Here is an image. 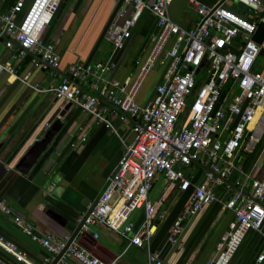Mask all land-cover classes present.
Masks as SVG:
<instances>
[{"label": "built area", "instance_id": "obj_1", "mask_svg": "<svg viewBox=\"0 0 264 264\" xmlns=\"http://www.w3.org/2000/svg\"><path fill=\"white\" fill-rule=\"evenodd\" d=\"M58 1L31 0L24 7L23 0H15L0 14V40L11 51L12 60L17 62L33 54V67L58 66L54 43L41 38ZM171 1L121 0L115 17L107 24L104 38L113 53L123 47L144 10L154 19L155 32L148 51L142 60H135L137 70L127 85L108 78L113 67L111 56L67 64L58 83L47 89L29 83L28 75L16 74L13 64L0 61V75H14L35 91H49L62 104L79 108L114 132L107 104L115 115L120 113L119 120L132 119L131 140L123 144L113 173L107 176L106 186L78 233L101 225L127 245L146 249L155 220L161 217L148 198L152 180L160 174L180 190L191 187L182 211L170 225V243L180 234L183 220L205 205L217 201L231 211L232 218L216 244L215 255L203 263L227 264L247 230L260 233L264 239V173L255 178L243 174V180L232 181L243 190L249 179V196L225 182L237 156L251 153L264 142V64L260 70L251 71L257 55L264 53V36L258 44L251 40L257 26L264 25V4L261 0H213L211 4L189 0L196 18L192 27L184 28L168 15ZM235 3L243 7L242 16L225 7ZM158 69L152 95L144 104L136 103L144 80ZM48 75L53 76V72ZM196 167H202L201 176L192 183ZM218 189L222 190L220 196L216 194ZM136 210L142 212L137 226L132 217ZM0 211L12 215L13 224L46 253L38 263H32L0 235V249L21 264H50L57 255L53 264H121L120 255L106 263L89 254L75 238L66 244L67 236L38 230L3 201ZM92 236L97 238V233ZM146 258L148 264H164L147 249ZM263 258L264 241L255 261Z\"/></svg>", "mask_w": 264, "mask_h": 264}, {"label": "crops", "instance_id": "obj_2", "mask_svg": "<svg viewBox=\"0 0 264 264\" xmlns=\"http://www.w3.org/2000/svg\"><path fill=\"white\" fill-rule=\"evenodd\" d=\"M30 1L23 0L24 7ZM188 1L172 0L168 5L169 17L184 28L192 27L196 18ZM196 1L204 4L213 2ZM14 2L15 0H0V14L5 13ZM120 4L121 0L58 1L51 21L41 31V38L53 42L59 54L56 70L33 67L30 63V56L33 54L15 62L10 57L11 51L3 47L1 40L0 61L13 64L16 74L28 75L27 81L35 83L39 89H47L58 83L59 75L63 74L67 64L94 62L99 59L98 53H101L100 57L104 54L105 56L100 59L111 56L113 62V67L107 74L108 78L127 85L137 70L135 60H142L148 51L149 45L140 58L134 59L142 38L154 26V19L144 10L123 47L112 53L110 43L104 38V31L109 21L115 17ZM186 6H190L193 16L183 17ZM102 42H108L109 49H104ZM49 71L53 72L51 77L54 78V83L48 78ZM152 85L146 94L138 90L136 103L144 104L150 98ZM63 105L49 91H35L15 79L14 75L1 74L0 160L12 165L28 144L42 134L46 124L57 116ZM107 106L111 110L108 117L115 132L98 123L88 113L70 105L65 111L64 124L56 136L53 149L44 153L27 175L9 170L0 181V201L38 230L50 232L57 237L66 235V229L70 228V221L76 215L77 209L88 205L101 189L121 156L123 144L128 143L132 137V119L119 120L120 113L117 111L118 114L115 115L113 107L109 104ZM82 136L84 140L80 139ZM263 146L264 142L247 168L244 164L231 170L229 182L232 183L238 178L243 180V174L255 178L252 173L253 164ZM238 157L239 155L235 161ZM196 168L192 183L197 182L201 176L202 167ZM247 185L249 186V179L244 184L245 192L248 191L245 188ZM190 190L191 187L180 190L176 184L171 185L162 175L157 174L148 191V198L154 203L161 217L155 220V231L146 249L155 253L164 264H203L210 260L215 255L217 242L232 218L231 211L213 201L184 219L176 241L170 243V225L182 211ZM221 191L218 189L216 194L220 196ZM141 216V210L133 212L136 226ZM93 226L96 228L75 236V241L89 254L106 263L120 255L121 264H148L146 249L127 245L125 240L106 227ZM93 232L97 233V238H93ZM0 235L14 243L32 263H38L46 254L43 248L13 224L12 215L7 216L1 211ZM263 241L260 233L247 230L227 264H264V258L258 263L255 261ZM1 262L21 264L0 249Z\"/></svg>", "mask_w": 264, "mask_h": 264}, {"label": "water", "instance_id": "obj_3", "mask_svg": "<svg viewBox=\"0 0 264 264\" xmlns=\"http://www.w3.org/2000/svg\"><path fill=\"white\" fill-rule=\"evenodd\" d=\"M4 38V36H2ZM263 54V51L260 52ZM47 67L56 70V68L51 67L50 65H46ZM70 106L69 103L63 105V108L59 111L56 117H54L46 126L42 134L37 138L32 140L28 146L24 149V151L18 156L15 162L12 165H7L4 161L0 160V181L4 178L9 170H12L21 175H27L39 162L41 156L44 153L50 152L55 146V140L58 133L61 131V128L64 124L63 117L65 111ZM203 168H205L202 164H200ZM113 173V172H112ZM111 173V174H112ZM228 183L234 190H240L243 194L249 196L244 190L239 189L238 186L232 184L229 181H225ZM106 186V181L101 187V189L97 192V194L92 198L90 203L84 206L82 209H77L76 215L70 221V228L66 229L67 241L66 244L75 238L78 234L79 227L83 222V219L88 214L90 209L95 204L97 197L100 195L104 187ZM61 236V237H63ZM58 255L51 261L50 264H53Z\"/></svg>", "mask_w": 264, "mask_h": 264}, {"label": "rangeland", "instance_id": "obj_4", "mask_svg": "<svg viewBox=\"0 0 264 264\" xmlns=\"http://www.w3.org/2000/svg\"><path fill=\"white\" fill-rule=\"evenodd\" d=\"M262 4H264V0H261ZM231 7H228L226 4H225V7L229 8L230 10H232L233 12H235L236 14L242 16L243 15V7L238 4V3H235V4H230ZM63 9V8H62ZM190 16H193V11L192 9L190 8V6H186L185 10H184V13H183V17H190ZM61 18V17H60ZM180 25H182V23H180ZM155 32V27L152 26L148 32L144 35V37L142 38V41L140 43V46H139V49L137 50L136 52V55L134 57L135 58H140L143 54H144V51L145 49L148 47L149 43H150V37L151 35ZM264 36V25L262 24H259L254 32V34L252 35L251 37V40L258 44L260 43V41L262 40ZM102 45H103V48L106 49L108 48L109 49V45H108V42H102ZM100 54L101 53H98L99 55V59L97 60H102L100 58H104L105 54L102 55V57H100ZM264 64V53L263 54H258L255 61L253 62L252 66H251V71H258L260 70V68L263 66ZM158 73H159V69L157 71V73L155 74L154 71H152L147 77L146 79L144 80L143 84L141 85L140 87V91H143L146 93L149 92V89L151 87V85L153 84L154 85V81L156 82L157 78H158ZM49 80L52 81V83L55 82L54 78H52L51 76L48 77ZM152 85V86H153ZM262 142H260L254 149L253 153L251 154H244V153H241L239 154V157L237 159V161H235L234 163V167L235 168H239L241 167L242 165L245 164V168H247L252 162V159L255 158V155L257 153V150L259 149L260 145H261ZM258 157L257 159L255 160L254 162V168L252 170V173H253V176L254 177H260L263 175L264 173V146L262 147V149L258 152ZM247 190H249V186L247 185L245 187ZM93 228H96V226H89V229H93Z\"/></svg>", "mask_w": 264, "mask_h": 264}, {"label": "trees", "instance_id": "obj_5", "mask_svg": "<svg viewBox=\"0 0 264 264\" xmlns=\"http://www.w3.org/2000/svg\"><path fill=\"white\" fill-rule=\"evenodd\" d=\"M26 58H29V55H27Z\"/></svg>", "mask_w": 264, "mask_h": 264}]
</instances>
